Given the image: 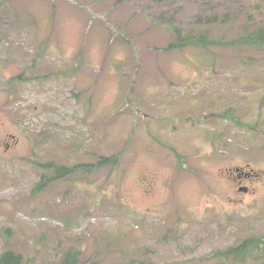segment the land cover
<instances>
[{
    "label": "rangeland",
    "instance_id": "374dc122",
    "mask_svg": "<svg viewBox=\"0 0 264 264\" xmlns=\"http://www.w3.org/2000/svg\"><path fill=\"white\" fill-rule=\"evenodd\" d=\"M254 1L3 2L0 253L40 264L80 245L83 264H226L211 254L264 236V49L162 52L172 40L162 25L203 24L229 41L235 25L206 17L244 9L264 20ZM157 60L163 69L148 74ZM18 76L27 80L11 82ZM160 78L176 92L123 96ZM114 154L113 165L32 193L33 160L72 166ZM234 168L256 176L246 193Z\"/></svg>",
    "mask_w": 264,
    "mask_h": 264
},
{
    "label": "trees",
    "instance_id": "16d2710c",
    "mask_svg": "<svg viewBox=\"0 0 264 264\" xmlns=\"http://www.w3.org/2000/svg\"><path fill=\"white\" fill-rule=\"evenodd\" d=\"M6 1L11 0H0V5ZM253 3V5L258 7L264 4V0H255ZM217 19L216 16L206 17L205 23L216 24L219 22V26L222 25L224 27L228 25L225 28L226 30L233 27L231 25H235L233 28H236L237 34L232 40L224 41L223 38L215 39L211 37L210 28L203 24L199 26H190L186 29L167 24L162 25L168 29L164 31L172 35V40L166 47L167 52L182 51L187 48L207 50L211 47L242 48L249 50L264 49V20H253L251 14L244 9H239L235 15L229 13L223 15L219 20ZM21 79L27 80V78L18 76V78L12 79L11 82ZM80 94L78 93V97ZM247 128H249L250 131H253L251 129L256 130V128H251L250 126ZM117 159L118 154L109 157H99L96 163L93 164L75 163V165L72 166H64L52 161L37 162L33 160L36 168L41 173V177L39 181L33 185L32 193L35 194L40 192L46 185L58 181L59 179H69L81 168L85 172L95 171L115 164ZM9 234V229L1 230L3 239ZM82 255L83 249L80 245H71L66 247L56 260L43 261L40 264H83ZM211 258L218 259L226 264H263L264 236H247L230 247L212 253ZM0 264H26V262L21 253L13 249H8L0 253Z\"/></svg>",
    "mask_w": 264,
    "mask_h": 264
},
{
    "label": "crops",
    "instance_id": "0c3cea01",
    "mask_svg": "<svg viewBox=\"0 0 264 264\" xmlns=\"http://www.w3.org/2000/svg\"><path fill=\"white\" fill-rule=\"evenodd\" d=\"M186 51V50H185ZM185 51L181 52L184 53ZM175 52V51H174ZM172 52V53H174ZM179 51H176L175 53H177ZM165 63H168V61H164ZM153 64L154 67H153ZM184 65V67H187V62H184L182 63ZM145 68L147 69V72L148 74L151 73L150 71L152 69L155 70V72L159 75V69L162 70L163 69V66H162V60L155 62V61H150L148 64H146ZM135 75H140V72H136ZM163 76H165V74H163ZM168 79V78H167ZM167 79L165 81H167ZM191 80V77L189 78ZM152 81V80H150ZM169 83H164L162 81V79L160 78L155 84H149L147 82H138L136 80V83H135V86L136 88L135 89H128L127 88V91L128 93H133V95L135 96L136 94H139L140 91H142L141 93L143 94L144 96V101L145 102H148L151 98H153L154 95H160V96H166L168 92H171V93H175L176 92V89H177V86L175 85V88L173 87L171 90H167L166 87L168 86ZM178 95V94H177ZM191 96V95H190ZM139 99L140 96H139Z\"/></svg>",
    "mask_w": 264,
    "mask_h": 264
},
{
    "label": "flooded vegetation",
    "instance_id": "af4514ba",
    "mask_svg": "<svg viewBox=\"0 0 264 264\" xmlns=\"http://www.w3.org/2000/svg\"><path fill=\"white\" fill-rule=\"evenodd\" d=\"M231 171H232V169H231ZM231 171L229 172V175H232ZM234 171H236V176H235V183L236 184H234V186L237 185L236 186L237 189L241 188L244 181H251V179L252 180L254 179L253 178L254 175L252 174V172H245V171H242L238 168H236V169L234 168Z\"/></svg>",
    "mask_w": 264,
    "mask_h": 264
},
{
    "label": "water",
    "instance_id": "95a60500",
    "mask_svg": "<svg viewBox=\"0 0 264 264\" xmlns=\"http://www.w3.org/2000/svg\"><path fill=\"white\" fill-rule=\"evenodd\" d=\"M241 191H244L245 192V189H241Z\"/></svg>",
    "mask_w": 264,
    "mask_h": 264
}]
</instances>
